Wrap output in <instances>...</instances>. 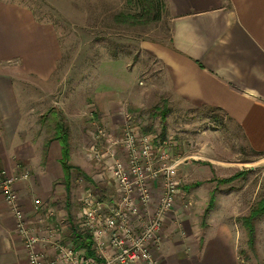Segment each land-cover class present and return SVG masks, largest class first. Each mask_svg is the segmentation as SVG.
Masks as SVG:
<instances>
[{
	"label": "rangeland",
	"instance_id": "374dc122",
	"mask_svg": "<svg viewBox=\"0 0 264 264\" xmlns=\"http://www.w3.org/2000/svg\"><path fill=\"white\" fill-rule=\"evenodd\" d=\"M4 1L26 7L37 22L52 26L56 33L60 56L48 78L21 71L18 59L0 60V73L10 77L24 101L21 105L28 107V121L41 124L38 131L24 130L33 134L36 147L42 141L46 146L55 136L50 130L59 118L64 128L65 123L72 128L80 123V133H73L80 140L74 157L80 169L72 172L67 196L70 223L78 224L75 214L86 191L104 202L103 213L112 206L111 168L114 160L127 159L116 140L131 130L151 138L156 169L162 164L174 166L178 193L162 223L172 224L185 242L192 238L201 242L212 225H226L235 241L238 264H264V212L253 214L264 199V150L250 145L240 129L216 110L170 112L166 103L157 101L152 46L169 41L166 12L162 10L158 20L145 16L139 0ZM110 90L119 93L121 103L106 124L100 122L94 100L108 97ZM99 129L106 131V138L97 140L94 134ZM93 146L104 154L100 160L93 158ZM26 173L29 176L27 168L21 176ZM48 213L35 219L46 221ZM35 229L45 236L39 225ZM164 229L162 225V239Z\"/></svg>",
	"mask_w": 264,
	"mask_h": 264
},
{
	"label": "crops",
	"instance_id": "0c3cea01",
	"mask_svg": "<svg viewBox=\"0 0 264 264\" xmlns=\"http://www.w3.org/2000/svg\"><path fill=\"white\" fill-rule=\"evenodd\" d=\"M163 10L170 37L167 43L152 46L157 61V101L166 103L170 112L216 110L240 129L250 145L264 150V0H163ZM59 56L52 26L37 22L21 4L0 0V60L18 59L21 71L46 79ZM117 93L110 90L108 97L95 98L100 122L110 123L121 103ZM23 102L10 77L0 73V167L17 177L29 170L28 178L17 180L14 189L31 225L35 221L45 233L42 250L46 261H56V242L74 247L61 145L52 137L46 146L42 141L36 147L33 134L28 136L24 130L36 127L38 131L41 124L36 119L28 121L30 111ZM170 112L168 116L174 117ZM64 126L69 134V164L76 166L71 183L72 172L80 169L74 158L80 140L73 138L74 132L80 133V123L74 128ZM50 132H56L55 125ZM158 190L156 182L153 197ZM35 200L40 201L38 206ZM48 210L53 211L49 221L35 219ZM48 225L55 227L50 233ZM163 227L166 237L154 254L161 264H238L235 241L226 225H212L201 242L180 240L172 224ZM0 264H28L14 215L1 195Z\"/></svg>",
	"mask_w": 264,
	"mask_h": 264
},
{
	"label": "built area",
	"instance_id": "2783aa9c",
	"mask_svg": "<svg viewBox=\"0 0 264 264\" xmlns=\"http://www.w3.org/2000/svg\"><path fill=\"white\" fill-rule=\"evenodd\" d=\"M94 135L97 140L103 139L106 131L99 129ZM116 143L125 149L127 159L126 162L114 160L111 168L115 189L110 200L112 206L103 213L104 202L90 190L83 193L80 201L78 225L90 234L95 258H88L56 240L58 260L46 261L42 248L47 241L38 235L36 226H31L19 203L14 189L17 177L8 175L6 170L0 171V195L14 215L15 230L26 250L28 264H161L154 251L162 242L164 215L173 209L178 193L174 166L162 164L156 169L151 138L147 135L125 130ZM91 151L96 160L104 155L95 146ZM21 178H28V174ZM156 182L162 184L161 193L153 197L152 185ZM34 204L38 206L40 201L35 200ZM48 212L47 221L53 215L52 210ZM54 229L49 227L47 231Z\"/></svg>",
	"mask_w": 264,
	"mask_h": 264
},
{
	"label": "trees",
	"instance_id": "16d2710c",
	"mask_svg": "<svg viewBox=\"0 0 264 264\" xmlns=\"http://www.w3.org/2000/svg\"><path fill=\"white\" fill-rule=\"evenodd\" d=\"M141 4V10L145 16H151L152 19L158 20L163 10V0H139ZM55 136L53 139L58 140L61 145V160L66 195H69L71 171L75 169L74 166L69 164V148H68V131L63 127L60 120H57L55 125ZM79 169V168H77ZM258 212H264V199L258 203L256 208L253 209V214ZM72 243L76 250H83L84 255L88 258H95L96 254L93 248V241L90 234L83 228H79L77 224H71Z\"/></svg>",
	"mask_w": 264,
	"mask_h": 264
}]
</instances>
